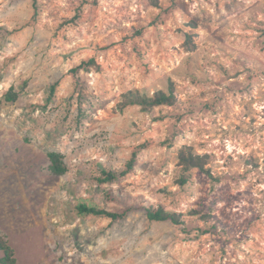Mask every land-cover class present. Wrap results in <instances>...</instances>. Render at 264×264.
<instances>
[{
  "label": "rangeland",
  "instance_id": "374dc122",
  "mask_svg": "<svg viewBox=\"0 0 264 264\" xmlns=\"http://www.w3.org/2000/svg\"><path fill=\"white\" fill-rule=\"evenodd\" d=\"M170 89L171 106H120ZM0 101L15 264H264V0H0ZM79 202L129 212L112 222Z\"/></svg>",
  "mask_w": 264,
  "mask_h": 264
},
{
  "label": "trees",
  "instance_id": "16d2710c",
  "mask_svg": "<svg viewBox=\"0 0 264 264\" xmlns=\"http://www.w3.org/2000/svg\"><path fill=\"white\" fill-rule=\"evenodd\" d=\"M34 8L36 7L37 0H32ZM18 94L14 91L13 87H10L3 97L5 102H15L17 100ZM176 98L172 91L169 90L168 93L163 91H157L151 96L141 94L137 91H129L128 93L122 95L120 106H139L142 110L149 111L155 107L160 106H171L175 103ZM1 103V101H0ZM49 171L56 176H62L67 172V167L63 161V157L58 152H49ZM135 153H133L126 163V169L123 172L115 173L112 171L102 170L100 176L95 180L99 184L111 183L117 180L118 177L124 176L134 167ZM180 161L185 169L189 168H200L203 170L204 163L202 157L198 155H193L191 152H181ZM184 182V180L182 181ZM104 196L110 200H114L113 194L107 190L104 192ZM75 211L78 215H91L95 217H102L111 220L112 222L123 220L127 217L129 209L122 210L121 212L108 211L105 208L86 202H79L75 206ZM145 214L148 220L155 222L170 221L174 225H180V215L175 212H168L162 207H145ZM0 264H15V258L12 248L8 243L0 236Z\"/></svg>",
  "mask_w": 264,
  "mask_h": 264
}]
</instances>
